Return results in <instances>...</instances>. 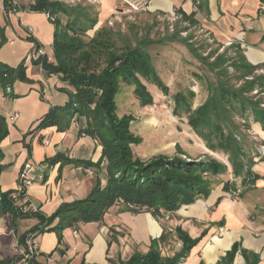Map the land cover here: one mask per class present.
I'll list each match as a JSON object with an SVG mask.
<instances>
[{
	"label": "crops",
	"instance_id": "0c3cea01",
	"mask_svg": "<svg viewBox=\"0 0 264 264\" xmlns=\"http://www.w3.org/2000/svg\"><path fill=\"white\" fill-rule=\"evenodd\" d=\"M36 1L19 0L18 4L26 7ZM53 1H61L70 7L88 4L96 10L99 24L114 18L121 4L120 0ZM196 1L200 3L197 10ZM149 7L147 16H175L179 24L190 23L187 17H191L197 23L194 26H199L216 43L234 41V47H240L246 62L253 66L264 64V0H150ZM23 15L21 12L7 14L9 25L6 30L10 27L13 34L29 40L35 31L26 29L28 24H24ZM50 40L53 45L54 40ZM37 41V47L42 45ZM10 45H16L15 41H10ZM232 48L228 49L235 54L236 50ZM38 67L40 73L37 67L27 68L30 82L16 81L10 91L0 87V115L6 118L9 127V136L1 144L0 187L2 192H15L24 164L33 162L34 172L44 173L45 180L30 187L27 196L17 204L35 206L40 213L51 216L62 204L84 200L90 195L98 175L95 168L80 163L67 164L65 159L97 162L102 155V146L98 140L81 133L87 127V120L77 115L64 130L55 126L34 131L52 107L65 105L68 101V95L62 91L68 86L62 77L50 75ZM15 114L17 120L12 122L11 117ZM74 120L77 127L72 125ZM252 130L264 138L261 124H254ZM45 136L50 139L49 146L42 144ZM251 168L256 178L250 188L243 185L239 196H235L239 189L235 178L243 180V177L234 178L235 175L228 171L226 178L215 181L207 199H199L173 213H164L160 218L150 212L133 214L117 202L99 222L84 224L80 221L60 234L39 233L35 262L120 264L133 254L145 255L152 248L162 257L172 258L183 249V241L178 235V229H181L192 239L200 238L181 264H264V156L254 160ZM99 176L106 185L105 170ZM38 224L36 217L14 218L0 208V264H17L24 251L20 239Z\"/></svg>",
	"mask_w": 264,
	"mask_h": 264
},
{
	"label": "trees",
	"instance_id": "16d2710c",
	"mask_svg": "<svg viewBox=\"0 0 264 264\" xmlns=\"http://www.w3.org/2000/svg\"><path fill=\"white\" fill-rule=\"evenodd\" d=\"M4 3L7 12L15 8L12 0H4ZM22 8L50 13L55 17L54 22L57 24L53 37L55 61L51 63L47 59H40L34 64L41 66L50 75L61 76L68 86L62 89L68 95L67 103L52 107L34 131L55 126L59 130H64L70 126V120L72 121L76 115L86 118L87 127L81 133L98 140L102 146V155L97 162L65 159L67 164L80 163L98 171L95 186L84 200L64 203L51 216H46L40 211H24L23 206L12 198L13 192H2L0 187L2 211L11 213L14 218L36 217L39 224L31 230L32 232L60 234L63 229L80 221L84 224L101 221L106 212L120 199L127 203L149 206L156 218H160L164 213L176 212L199 199H207L216 183L212 180L213 177L227 173L226 165L214 159L189 162L178 155L173 158L161 155L143 162L135 156L132 148L143 141L131 130V123L135 121L134 116L124 115L121 118L117 114L116 96L121 82L135 86V93L144 106L152 104L153 97L139 76L156 84L164 92L169 91L157 75L150 55L140 48L128 46L122 53L107 50V46H111L109 41L99 39V36L87 42L82 36L98 24L97 17L88 18L87 9L76 12L77 9L53 0H37L29 7ZM60 14L67 16L66 24L62 23ZM81 16L88 18L89 26L81 22ZM187 19L191 26L197 24L191 17ZM77 25H83L84 28L81 26L77 28ZM180 32L175 30L171 38L179 37ZM5 40L7 39L2 30L0 44ZM232 49L236 50L233 56L230 55L232 54L230 49H226L210 63L212 56L205 59L208 69L217 73L219 78L216 88L214 84H209V87L213 92H221L223 108L221 109L220 103L213 95L201 107L193 110L192 100L195 94L189 91V96L179 93L175 97V113L176 116L186 115L190 128L205 140L211 151L230 154L234 175L243 177V185L250 188L252 180L256 178L251 170L254 160L246 162L249 158L244 144L234 136L235 131H238V125L233 120V114L237 113L243 117L251 114L255 122L260 123L264 129V108L261 107V100L249 95L256 88L264 91V75L255 74L264 66H253L246 62L240 54L239 46ZM212 53L215 54L216 51ZM102 59L106 63L105 67L100 61ZM229 65L238 74V79L245 81L238 89L229 87L228 83L225 84L222 80L229 76ZM250 76H253L252 80L247 79ZM18 80L31 81L27 78L25 64L11 67L0 61V87L7 91V88ZM225 104L230 107H226ZM223 121L226 124L222 123ZM8 136V123L6 118L0 115V172L3 160L1 144ZM179 153L186 154L184 150H180ZM104 170L106 185H103L99 176ZM228 185L229 182L224 188L226 189ZM178 235L183 241V249L172 258H164L157 249L152 248L147 254H133L128 261H122L120 264H181L189 256L192 248L199 243L200 238L192 239L181 229H178ZM25 237L20 239L21 244H24ZM34 264L37 263L34 261Z\"/></svg>",
	"mask_w": 264,
	"mask_h": 264
},
{
	"label": "rangeland",
	"instance_id": "374dc122",
	"mask_svg": "<svg viewBox=\"0 0 264 264\" xmlns=\"http://www.w3.org/2000/svg\"><path fill=\"white\" fill-rule=\"evenodd\" d=\"M18 3H20L19 0ZM66 3L74 4L70 1H66ZM29 5L26 7H29ZM88 6V4L87 6L77 5L73 6V8L77 9L76 12L87 9L88 18L96 17V10ZM10 12H21L24 14L22 16L25 21L24 24L26 22L28 24L26 25V29L31 28L35 31V34H30L32 38L22 40L19 36L13 34L10 27L6 30L9 25L7 14ZM145 13L147 12L137 14L132 16V18L128 15H122L120 21H115L112 18L102 24L98 23L96 27L88 30L82 36L87 42L99 36V39L109 41L111 46H107V50H117L119 53H122L127 46L128 48H140L143 52L150 55L157 75L168 87L169 91L166 93L156 84L139 76L153 97L152 104L144 106L137 97L133 84L126 82H121L120 84V89L116 96L117 114L121 118L124 115L134 116L135 121L131 123V130L143 140L141 144H136V146L132 147L135 156L143 162L161 155L169 158L178 155V157L189 162L214 159L226 165L230 174H234L230 154L222 151H211L207 147L205 140L190 128L186 115L176 116L175 113V97L179 93L188 95L189 91L195 94L192 100L193 110L201 107L213 95L216 96L221 109L223 108L220 100L221 92H213L209 87V84L217 86L219 78L217 73L208 69L205 59L212 56L209 63L216 60L217 55L223 54L220 48L225 46V44L216 43L199 26L192 27L190 23L179 24L177 22H170L165 19L166 16L150 17ZM59 16L62 19V23L66 24L68 21L67 16L61 14ZM88 18L81 16L80 20L89 26L90 22ZM110 21H113V23H110ZM172 25L174 31L188 30L189 35L185 37L180 32L179 37L172 39L171 37L174 32L171 29ZM80 26L83 27V25H77V28ZM2 30H4L7 39L0 44V61L4 64L11 67H19L25 64L26 71L27 68L33 69L37 67L39 72L40 68L38 65L27 63L29 56L37 51V43H39L37 40L42 42L40 47L45 50L47 57L51 59V63L55 61V51L50 39L54 40L53 37L57 30V24L47 18L46 12L28 11L23 9L22 5L7 12L4 0H0V31ZM12 40L15 41L16 45H10V41ZM177 43L180 45H177ZM177 46H183L186 49L180 50ZM233 46L226 47V49ZM214 51H216L215 54L212 53ZM230 55L233 56L234 53ZM100 61L103 67H105L106 63L104 59ZM262 65L264 66V64ZM229 72L228 78L222 79L223 82L225 84L228 83V86H231V88L238 89L245 81L238 79V74L231 65H229ZM255 74L264 75V67L258 69ZM247 79L252 80L253 76ZM249 95L254 97V99L261 100V107L264 108V91L256 88ZM225 106L230 107L226 104ZM233 120L238 125V131H235L234 136L239 142L244 144L245 152L248 154L249 159H246V162L249 160H260V156L258 158L256 154H258L261 146L264 145V138L261 135L258 136L252 130L253 125L256 124L253 116L249 114L248 117H243L234 113ZM222 123L226 124L225 121ZM248 125L250 126L246 127ZM180 150H184L186 154H180ZM228 171L223 176L213 177L212 180L218 182L222 177L226 178ZM235 182L239 185V189L243 188V180L235 178ZM36 242L39 244L37 239Z\"/></svg>",
	"mask_w": 264,
	"mask_h": 264
},
{
	"label": "built area",
	"instance_id": "2783aa9c",
	"mask_svg": "<svg viewBox=\"0 0 264 264\" xmlns=\"http://www.w3.org/2000/svg\"><path fill=\"white\" fill-rule=\"evenodd\" d=\"M13 6L17 7L19 6L18 0H12ZM120 7L116 15L114 16L115 21H120L122 15H128V16H135L137 14H141L144 12H147L149 10L150 6V0H120ZM200 5L199 1L195 2V10H197L198 6ZM47 18L51 21H55V17L52 16L50 13H47ZM170 22H176L178 20L177 17L172 16L169 18ZM113 20V21H114ZM113 21H110V23H113ZM187 24V23H185ZM191 26V25H190ZM188 27V26H187ZM172 31H174L173 25L171 26ZM203 31V30H202ZM188 30H182L181 35L187 37L189 35ZM209 36V34H207ZM233 44H235L234 41H230L229 43H226L225 46L221 47L220 50L223 53L226 50V47H231ZM40 59H47L49 62H51V59L47 57V54L45 50L42 47H37V51H35L34 54H31L28 58V62H36ZM41 67V66H40ZM42 68V67H41ZM7 91H10V86L7 88ZM18 115L15 114L11 117L12 122L17 120ZM74 127L78 126V123L76 120L73 121L72 124ZM42 144L44 146H49L50 139L48 136H45L42 139ZM258 158L264 156V145L261 146V148L258 151ZM255 155V156H256ZM35 164L31 161H28L24 164L23 169L21 171L20 177H19V187L18 189L12 193V198L18 203L20 202L21 198L27 196V191L30 187H32L37 182H43L45 180L44 173L36 174L34 172ZM242 193V188L238 189L235 193V196H239ZM118 203L124 205L131 213L133 214H139V213H146V212H152V209L147 205H141L136 203H127L123 199H120ZM19 205L23 206L24 211H30V212H38L39 209L37 207L29 206L27 204H21ZM38 233L36 232H30L26 235L25 241H24V251L22 253L21 258L17 260V264H34V261L36 260V257L38 255V244L36 242Z\"/></svg>",
	"mask_w": 264,
	"mask_h": 264
}]
</instances>
